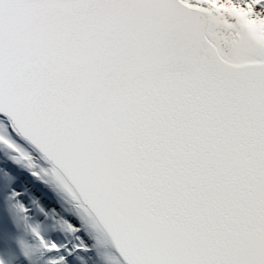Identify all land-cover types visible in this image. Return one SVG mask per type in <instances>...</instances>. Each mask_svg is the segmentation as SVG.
<instances>
[{
    "label": "snow or ice",
    "instance_id": "6c2138e0",
    "mask_svg": "<svg viewBox=\"0 0 264 264\" xmlns=\"http://www.w3.org/2000/svg\"><path fill=\"white\" fill-rule=\"evenodd\" d=\"M84 220L110 264H264V0H0V264H104Z\"/></svg>",
    "mask_w": 264,
    "mask_h": 264
},
{
    "label": "bare ground",
    "instance_id": "6f19581e",
    "mask_svg": "<svg viewBox=\"0 0 264 264\" xmlns=\"http://www.w3.org/2000/svg\"><path fill=\"white\" fill-rule=\"evenodd\" d=\"M45 188L47 191H45ZM28 189L26 188V191ZM38 192H40V197H37L35 199H47V200H55L65 211L71 212L72 211V205L70 202L63 200L61 194L59 191L51 184H47L44 186V188H37ZM51 193V195H49ZM48 218V225L45 226L41 224L39 227L43 232L48 231L49 229H54L55 227L62 228L65 224L62 218H57V212L55 209H52L47 214ZM83 226L85 230L88 232L91 239L96 241V244L94 247L98 250V255L102 258L104 264H110L109 256L111 255L110 248L108 246V240L107 237H105L102 233H98L96 229L93 227L90 221L84 220Z\"/></svg>",
    "mask_w": 264,
    "mask_h": 264
}]
</instances>
